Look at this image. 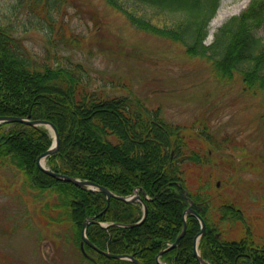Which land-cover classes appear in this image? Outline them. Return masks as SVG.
I'll return each mask as SVG.
<instances>
[{"label":"trees","instance_id":"1","mask_svg":"<svg viewBox=\"0 0 264 264\" xmlns=\"http://www.w3.org/2000/svg\"><path fill=\"white\" fill-rule=\"evenodd\" d=\"M103 1L138 31L177 42L191 57L205 58L214 80L230 85L238 81L242 92L259 97L264 105V43L256 34L264 26V0H251L238 16L217 29L208 45L203 42L220 0ZM70 2L77 8L75 0H17L15 7L24 10L34 27L53 35L54 42L48 38L52 46L41 57L25 47L15 26L0 18V116H29L52 123L59 144L57 152L46 159L49 169L91 181L117 196H129L138 189L146 218L139 225L123 227L141 219L139 202L107 201L101 192L78 188L40 171L36 159L52 143L45 127L0 124V170L12 166L24 184L37 192L35 198L49 197L40 205L45 222L69 225L70 241L90 264H134L108 258L86 244L81 252L80 230L92 218L86 237L103 252L131 256L140 264H198L192 250L200 230L195 217L186 216L183 237L168 249L182 230L189 202L206 225L198 244L204 260L264 264V239H256L247 229L238 205L213 202L216 196L209 192L210 180L191 178L193 168L211 164L205 146L216 152L221 149V141L207 125L200 123L196 134L186 132L139 98L112 95L103 86L97 87L87 66L59 54L61 45L81 44L74 36L60 34L62 25L56 27ZM172 13L179 15L173 27L158 26L164 15ZM232 223L242 224L240 237L222 238L217 227Z\"/></svg>","mask_w":264,"mask_h":264},{"label":"rangeland","instance_id":"2","mask_svg":"<svg viewBox=\"0 0 264 264\" xmlns=\"http://www.w3.org/2000/svg\"><path fill=\"white\" fill-rule=\"evenodd\" d=\"M250 1L220 0L203 44H210L217 29ZM16 2L0 0V18L15 26L25 47L41 57L52 46L48 38L54 42L53 35L34 27ZM72 3L56 27L62 25L60 34L74 36L81 44L61 45L59 54L87 66L97 87L112 95L139 98L186 132L196 134L200 123L206 124L221 141V149L216 152L205 146L211 164L193 168L191 178L209 179V192L216 196L213 202L237 204L246 227L256 239H264L262 100L242 92L238 81L230 85L214 80L205 58L191 57L177 42L138 31L103 0H75L77 8ZM178 19L176 13L164 15L158 26L173 27ZM256 34L264 43V26ZM36 194L15 168L0 170V264H90L70 241L69 225L45 222L40 205L49 197L35 198ZM234 225L233 229L231 224L218 226L219 235L239 238L242 224Z\"/></svg>","mask_w":264,"mask_h":264},{"label":"water","instance_id":"3","mask_svg":"<svg viewBox=\"0 0 264 264\" xmlns=\"http://www.w3.org/2000/svg\"><path fill=\"white\" fill-rule=\"evenodd\" d=\"M3 123H21V124H25L31 127H45L46 129H48L50 135L53 138L52 144L51 146L42 154H40L37 159H36V165L39 168L40 171H42L43 173L51 176L52 178L56 179V180H61V181H65V182H69L72 185L84 189V190H90V191H98L103 193L106 196L107 201L110 198H114L120 201H124V202H134V201H139L142 205H143V215L140 221L134 223V224H130V225H121L123 227L126 228H130L136 225L141 224L144 219L146 218L147 215V209L145 206L144 201L141 199V197L138 195V193L136 192L134 195H130V196H117L114 195L110 190H108L107 188H104L102 186L97 185L96 183H93L91 181L88 180H80L78 178H74V177H69L67 175L61 174V173H57L54 172L52 170H50L47 166H46V158L50 157L52 155H54L57 150H58V144H59V136H58V131L56 129V127L47 121L44 120H31L29 116H27L26 118H22V117H13V116H0V124ZM187 214L192 215L193 217H195L196 219H198L199 223H200V231L196 234V236L193 239V247L192 250L194 252V255L196 257V260L198 262V264H209L207 261H205L203 258H201V256L199 255L198 252V243L200 241V239L202 238V236L205 234V223L203 221V219L200 217V215L191 208V206H189L183 213V217H182V230L180 232V234L178 235V237L176 238V240L174 241V243H172L168 249H172L174 247H176L178 245V241L183 237L184 233H185V229H186V220L185 217ZM94 222V218L92 219H86L83 224H82V228L80 231L81 234V243H80V248L83 251V244H86L88 246H90L92 249H94L95 251H97L100 254H103L104 256L108 257V258H113V259H118V260H128L133 262L134 264H140V262L136 259H134L131 256H127V255H114V254H110L108 252H103L99 249H97L86 237V226L91 223ZM162 252H160L158 254V256L156 257V260L158 261L159 256L161 255Z\"/></svg>","mask_w":264,"mask_h":264},{"label":"flooded vegetation","instance_id":"4","mask_svg":"<svg viewBox=\"0 0 264 264\" xmlns=\"http://www.w3.org/2000/svg\"><path fill=\"white\" fill-rule=\"evenodd\" d=\"M247 229H249V226L247 225Z\"/></svg>","mask_w":264,"mask_h":264}]
</instances>
